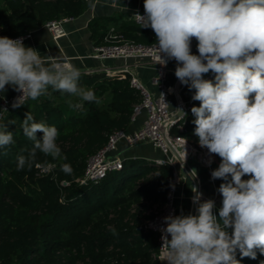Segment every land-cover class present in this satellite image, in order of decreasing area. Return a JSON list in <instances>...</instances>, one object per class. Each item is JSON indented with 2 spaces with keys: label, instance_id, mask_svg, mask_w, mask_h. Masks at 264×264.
Wrapping results in <instances>:
<instances>
[{
  "label": "clouds",
  "instance_id": "9594fccd",
  "mask_svg": "<svg viewBox=\"0 0 264 264\" xmlns=\"http://www.w3.org/2000/svg\"><path fill=\"white\" fill-rule=\"evenodd\" d=\"M143 7V15L137 11L133 16L142 28L154 31L158 64L166 66L174 59L175 77L195 90L191 98L200 105L191 108L194 135L209 157L221 158L211 179L224 181L217 190L222 196L218 216L215 201L202 200L193 187L195 214L163 218L165 262L240 264L237 252L254 260L257 251L264 255V0H144ZM193 38L198 55L191 51ZM210 72L214 81L204 79ZM80 76L75 65L46 60L26 47L22 37L0 36V92L6 86L22 92L13 108L22 105L19 100L45 95L49 87L99 103L93 90L79 85ZM175 114L179 119L187 115L182 108ZM0 127L3 148L14 142L13 133L6 125ZM22 128L33 148L27 157H18V171L32 167L37 150L54 160L66 159L55 126L35 122L27 113ZM61 170L73 172L67 163Z\"/></svg>",
  "mask_w": 264,
  "mask_h": 264
},
{
  "label": "trees",
  "instance_id": "16d2710c",
  "mask_svg": "<svg viewBox=\"0 0 264 264\" xmlns=\"http://www.w3.org/2000/svg\"><path fill=\"white\" fill-rule=\"evenodd\" d=\"M89 6V0H0V27L7 36H19L53 19L77 17ZM91 27L93 35L99 34L96 24ZM110 29L100 31L96 46L103 44ZM116 29L138 43L156 41L151 28ZM130 79L128 73L81 72L79 85L93 90L99 103L49 87L45 95L27 99L0 117V126L6 125L14 141L0 148V264L159 263L158 234L139 226L167 202L173 166L127 158L121 169L97 181L79 180L89 156L103 148L115 130H127L133 122L135 105L142 98ZM199 105L194 101L193 106ZM27 113L35 122L58 129L57 144L66 159L54 160L37 150L32 167L17 170L18 157H27L33 148L22 128ZM194 120L190 109L186 130L175 126L172 132L197 143ZM42 136L37 133L38 139ZM65 163L73 169L70 175L61 170ZM48 164L52 170L40 173L38 165ZM236 258L240 264L264 261L259 251L254 260L241 258L239 252Z\"/></svg>",
  "mask_w": 264,
  "mask_h": 264
},
{
  "label": "built area",
  "instance_id": "2783aa9c",
  "mask_svg": "<svg viewBox=\"0 0 264 264\" xmlns=\"http://www.w3.org/2000/svg\"><path fill=\"white\" fill-rule=\"evenodd\" d=\"M139 13L141 15L144 14V12ZM74 18L75 17L73 16H65L53 19L46 22L44 26L52 31L55 38H59L66 34L63 24ZM135 22L138 23L136 20ZM30 35L31 31L19 36H7L2 32L0 27V36H7L11 39H18L22 37L23 43L28 37H30ZM92 56L98 59L112 58L124 60L129 58H148L157 66V74L154 77V83L158 86V92L150 90L129 64H125L120 68L105 71L108 76H115L119 73L130 74L131 85L139 91L142 98L141 102L135 105L133 120H135L136 117L143 112L146 113V117L143 124L131 133H128L126 130H115L110 135L105 146L89 156L85 174L79 180L82 184H86L89 181H97L105 177L110 171L121 169L124 165L125 159L116 154L118 144L121 140H124L128 146H135L141 142L150 141L157 148L161 149L165 154V158L153 160V165L156 167L171 165L174 168V177L167 193V202L158 211H156L152 218L143 222L139 227L154 231L158 234L160 244L158 264H166L165 252L161 248L162 233L160 228L166 226L163 220L164 217L168 215H179L175 206V190L177 184L181 182V177L178 173V166L182 165V162L179 159L178 154H180V157L187 164L191 158L196 156L204 167L210 169L215 161L214 155L209 157L208 150L206 148H201L199 142L196 143L189 140L185 136L174 134L172 132L175 126H177L181 132H184L186 129L184 119H179L176 116L175 111L171 110V91L167 85L169 61L166 66L158 64V53L155 48V43L143 44L129 40L123 33L119 32L116 27H111L104 37L103 44L95 46ZM59 60H66L69 62L67 59ZM213 78L214 74H211L204 79L212 80ZM175 92L177 99L176 108H182L184 112L187 113L193 107L194 100H192V98L188 101L183 100L180 96L179 85H177ZM161 93H163L164 97ZM21 95L22 92L16 91L10 97L0 96L2 98L0 117H2L8 110L14 109L12 105ZM26 100L27 99L19 100L18 103L22 104ZM209 159L212 160L210 165L208 164ZM160 162H163V164ZM38 166L40 168V173H48L53 168L52 164H48L47 166ZM213 200L216 205V203L220 200V194L216 193Z\"/></svg>",
  "mask_w": 264,
  "mask_h": 264
},
{
  "label": "crops",
  "instance_id": "0c3cea01",
  "mask_svg": "<svg viewBox=\"0 0 264 264\" xmlns=\"http://www.w3.org/2000/svg\"><path fill=\"white\" fill-rule=\"evenodd\" d=\"M89 8L81 15L63 24L66 34L55 38L52 31L46 26H40L31 31L30 37L26 39L24 45L32 47L40 52V55L46 60L67 59L75 65L81 72H103L109 69H116L125 64L131 65L134 71L138 74L142 82L152 91L158 92V86L154 83V77L157 74V66L148 58H129L124 59H98L92 56L95 46L100 40V31L107 30L110 27L118 29L124 25H132L136 28L142 26L135 22L133 14L137 11L144 12V0H89ZM96 24V29L99 34L93 35L92 24ZM102 32V31H101ZM101 42V41H100ZM192 54L198 55L197 41L192 39L191 44ZM176 61L170 60L168 65L167 85L171 91V110L176 108V89L179 85L180 96L183 100L188 101L194 94V89L190 91L187 86L182 85L175 77ZM213 73L204 75V78ZM179 82V83H178ZM178 83V84H177ZM16 90L11 86H6L4 92H0V96L10 97ZM146 113L139 114L126 130L131 133L138 129L144 122ZM116 154L121 158H137L147 159L149 161L165 158V154L161 149L157 148L152 142L145 141L135 146H128L124 140L118 144ZM214 163L210 168H206L200 162L198 157H193L188 161L195 174L200 180L202 200H208L215 197L219 185L224 181L211 179V171L219 166L214 155ZM178 173L181 177V182L176 186L175 190V206L178 214H192L194 195L192 188H196V184L188 170L183 166H178ZM220 194V193H219ZM221 207L220 200L215 205V214L218 216V210Z\"/></svg>",
  "mask_w": 264,
  "mask_h": 264
},
{
  "label": "water",
  "instance_id": "95a60500",
  "mask_svg": "<svg viewBox=\"0 0 264 264\" xmlns=\"http://www.w3.org/2000/svg\"><path fill=\"white\" fill-rule=\"evenodd\" d=\"M178 157L181 160L182 165L188 170V172L191 174L192 178L194 179L197 191L200 192L201 184H200L199 178L197 177V175L195 174V172L193 171L191 166L183 161V159L180 157V154H178ZM195 208H196V206L193 204L192 214H195Z\"/></svg>",
  "mask_w": 264,
  "mask_h": 264
},
{
  "label": "rangeland",
  "instance_id": "374dc122",
  "mask_svg": "<svg viewBox=\"0 0 264 264\" xmlns=\"http://www.w3.org/2000/svg\"><path fill=\"white\" fill-rule=\"evenodd\" d=\"M216 156V155H215ZM216 162L221 163V158L219 156H216Z\"/></svg>",
  "mask_w": 264,
  "mask_h": 264
}]
</instances>
